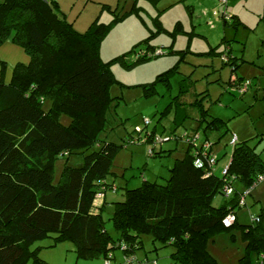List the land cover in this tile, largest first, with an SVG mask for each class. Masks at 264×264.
I'll use <instances>...</instances> for the list:
<instances>
[{"label":"trees","instance_id":"trees-1","mask_svg":"<svg viewBox=\"0 0 264 264\" xmlns=\"http://www.w3.org/2000/svg\"><path fill=\"white\" fill-rule=\"evenodd\" d=\"M119 19L115 15V21ZM98 22L81 33L60 14L54 1L0 2V46L11 41L29 58L27 64L13 67L9 82L0 78V264L29 260L47 264L30 247L52 234L55 243L72 242L77 257L84 260L102 257L104 261L110 253L114 257L122 244L126 246L122 254L134 257L141 235L148 234L154 242L171 246V257L180 264H219L206 244L216 233L234 227L240 229L247 250L238 264L249 263V252L256 255V264H264V206L249 224H240L236 218L224 227V217L243 206L239 201L244 193H232L219 207L212 205L218 193L223 195V187H233L235 181L250 193L264 172V161L246 141H236L225 175H215L214 167L207 164L197 168L195 159L213 147L209 133L227 130L226 122L202 108L201 99L195 102L200 113L197 130L204 135L200 144L198 131L181 137L172 132L168 138L156 137L154 130L146 132L143 143L153 147L170 140L185 143L184 156L175 159L165 184L143 181L138 188L125 189L123 201L114 203L109 219L119 237L115 240L107 233L100 211L106 191L117 192L106 178L121 146L99 144L113 101L108 94L113 78L99 53L108 26ZM209 53L219 55L214 50ZM147 58L143 55L139 60ZM224 62L235 74L236 59L227 56ZM160 80L168 82V74ZM243 82L236 77L229 85L239 88ZM46 100L50 106L44 111ZM61 114L69 116L68 126L60 123ZM196 134L199 137L193 140ZM204 142L210 148L205 149ZM153 150L148 151L151 157L164 153ZM78 153L82 165L67 164ZM60 156L66 157V164L54 184V162ZM98 194L104 200L93 213Z\"/></svg>","mask_w":264,"mask_h":264},{"label":"rangeland","instance_id":"rangeland-1","mask_svg":"<svg viewBox=\"0 0 264 264\" xmlns=\"http://www.w3.org/2000/svg\"><path fill=\"white\" fill-rule=\"evenodd\" d=\"M227 1L220 12L218 0H121L113 15H104L98 22L108 26L99 53L113 78L108 90L113 101L99 144L111 142L121 146L106 178L107 184L116 187L117 192L106 191L104 208L100 211L105 230L115 240L119 234L109 219L114 203L123 201L125 189L138 188L143 181L165 184L175 159L184 156L185 143L170 140L153 147L143 143L146 132L154 130L156 137L168 138L173 133L181 137L186 132L194 135L198 131L200 144L204 135L197 130L200 128L197 99H201L202 108L211 117L227 125V130L208 135L214 157L218 159L215 175L221 177L230 162L233 135L238 137V142L246 141L254 147L264 161V0ZM115 15L120 19L115 21ZM234 17L242 23L236 25ZM211 50L219 55H210ZM143 55L148 58L139 60ZM227 56L237 62L233 75L232 67L223 61ZM5 70L3 64L1 75L6 82ZM166 73L169 81L162 82L160 78ZM236 77L250 82L243 94L237 86L229 85ZM183 84L186 92L180 93ZM149 86L153 89L146 92ZM49 106L50 102L44 101L43 110L47 111ZM59 120L64 126L70 124L66 114H61ZM145 120L149 124L145 125ZM152 148L156 153H164L151 157L148 151ZM82 163L81 153L71 155L67 161L74 167ZM65 164L66 157L55 159L54 184L58 183ZM232 189L233 195L246 192L238 181ZM95 198L93 213L98 212L104 195ZM225 198L218 193L212 205L219 207ZM245 199L246 206L235 210L240 224H249L259 215L264 206V181L254 185ZM55 237L49 235L30 249L47 264L103 263L102 257L79 259L72 242L55 243ZM140 241L134 255L140 264H180L171 257L174 250L171 246L154 242L148 234L141 235ZM206 248L219 264H238L247 254L238 227L216 233ZM114 257L117 264L123 262L121 250H115ZM248 257V264H256L254 253L249 252Z\"/></svg>","mask_w":264,"mask_h":264},{"label":"crops","instance_id":"crops-1","mask_svg":"<svg viewBox=\"0 0 264 264\" xmlns=\"http://www.w3.org/2000/svg\"><path fill=\"white\" fill-rule=\"evenodd\" d=\"M49 1H54L58 6L60 14L66 19L68 23L72 25V27L76 31L81 33L85 32L95 21H100L104 15L110 16L111 13L113 15L121 5V0H49ZM227 3L228 1L226 0V5ZM235 19L238 21V23L240 24L242 23L239 18L236 17ZM28 62H29V58L25 54L23 49L13 44L11 41H7L0 46V75L1 73H3L2 64H5L6 83L9 82L11 78L10 74L12 75V71L10 72L9 70H11L13 66H15L17 63L26 64ZM262 69L264 70V66ZM236 138L238 141L237 136ZM210 150L213 154V148H211ZM216 165L218 164L216 163ZM216 165L213 168L214 173H215V167H217ZM248 195H251V192L250 193L247 192L245 196ZM245 196H244V205H243L244 207L246 206ZM235 215H236V211H235Z\"/></svg>","mask_w":264,"mask_h":264},{"label":"built area","instance_id":"built-area-1","mask_svg":"<svg viewBox=\"0 0 264 264\" xmlns=\"http://www.w3.org/2000/svg\"><path fill=\"white\" fill-rule=\"evenodd\" d=\"M219 3L221 4V6H225L226 5V0H218ZM225 19H227L225 17ZM224 61H226V57L223 58ZM250 85V82L249 81H244V83L238 88V90L240 91L241 94H243L244 92L247 91L248 89V86ZM149 123L148 120H145V125H147ZM137 131H140V130H137ZM198 134H196L194 137H193V140H196L198 139ZM237 141V138L235 135L232 136V139H231V146L233 147V145L236 143ZM205 149L207 148H210V143L209 142H204L203 145H202ZM203 160H205L203 162ZM204 164H207V166L209 168H212L214 167V165L216 164V160H215V157L212 155V153H206V154H202V157H197L194 161V165L197 167V168H201L203 167ZM227 173V167L223 169L222 171V174L225 175ZM264 181V172L260 175L259 177V182H262ZM223 194L226 198L230 197L233 193V189L231 186H228V185H225L223 187ZM247 194L244 193L243 196L240 197V201H239V204L242 206L244 205V196ZM102 194H98L97 195V198L101 197ZM235 219H236V215L234 212H231V213H228L223 221H222V224L224 227H230L234 222H235ZM256 220V218L252 219V221ZM121 250H125L126 249V246L124 244L121 245ZM103 264H117L115 262V257H113V255L110 253L107 255V258L104 259L103 261ZM120 264H140L136 259L135 257H127L126 255H123V262L120 263Z\"/></svg>","mask_w":264,"mask_h":264},{"label":"water","instance_id":"water-1","mask_svg":"<svg viewBox=\"0 0 264 264\" xmlns=\"http://www.w3.org/2000/svg\"><path fill=\"white\" fill-rule=\"evenodd\" d=\"M222 11V7L220 8V12Z\"/></svg>","mask_w":264,"mask_h":264},{"label":"clouds","instance_id":"clouds-1","mask_svg":"<svg viewBox=\"0 0 264 264\" xmlns=\"http://www.w3.org/2000/svg\"><path fill=\"white\" fill-rule=\"evenodd\" d=\"M222 7V6H221ZM225 7V6H224ZM224 7H222V9L224 8Z\"/></svg>","mask_w":264,"mask_h":264}]
</instances>
